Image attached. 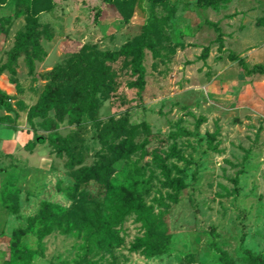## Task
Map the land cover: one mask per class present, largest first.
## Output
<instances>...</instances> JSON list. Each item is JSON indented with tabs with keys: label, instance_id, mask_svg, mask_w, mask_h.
Instances as JSON below:
<instances>
[{
	"label": "rangeland",
	"instance_id": "obj_1",
	"mask_svg": "<svg viewBox=\"0 0 264 264\" xmlns=\"http://www.w3.org/2000/svg\"><path fill=\"white\" fill-rule=\"evenodd\" d=\"M50 1L35 21L26 0H0V89L14 107L0 110V264H224L221 251L264 264V0L40 8ZM14 51L15 75L3 68ZM45 90L57 99L30 121ZM114 181L147 211L125 216L103 250L92 233ZM43 202L84 225L39 239ZM150 235L161 252H146ZM24 248L30 261L14 254Z\"/></svg>",
	"mask_w": 264,
	"mask_h": 264
},
{
	"label": "trees",
	"instance_id": "obj_2",
	"mask_svg": "<svg viewBox=\"0 0 264 264\" xmlns=\"http://www.w3.org/2000/svg\"><path fill=\"white\" fill-rule=\"evenodd\" d=\"M32 8V17L35 21L39 19H44L46 17H51L53 14V6L51 1L47 2L44 8H40V0H26ZM118 0H102V9L106 11L110 5L117 4ZM102 14V11H100ZM0 30H4V25L0 22ZM18 51H14L9 57L8 61L4 64L3 68L8 69L9 72L13 75L16 74V70L14 65L18 60ZM142 54L141 51L138 50L136 52V56L133 60L134 68L143 72V68L141 65ZM26 62L29 69L32 71L34 68V60L32 56H26ZM57 99V95H48V91H44L40 97V100L37 104L33 105L29 108L28 111V119L32 121L35 117L41 116L43 118L48 117V111L51 109L53 105V101ZM85 105L88 107L92 104L93 98L90 94L85 96ZM19 107L22 110H26L27 107L22 101H18ZM6 110L7 112L13 111L14 107L11 104V97L0 89V110ZM81 115V111L74 112L70 111L69 116L71 121H77ZM50 129L57 128L56 123H52L49 126ZM61 137V136H60ZM55 138L54 141L57 143L58 140H64L61 138ZM45 136H42V139L45 140ZM53 139V138H51ZM65 141V140H64ZM66 145H67V141ZM65 149H70V146H65ZM57 156L61 157L63 155V151L61 149L56 151ZM129 180V179H128ZM120 181H114L108 194L107 198V209L109 211L108 215L103 217L100 216L98 218V225L92 233V240L95 245L99 249L107 250L113 247H116L119 243V238L114 232L113 228L121 223L125 216L129 214H136L139 218L144 217L146 214L147 208L143 201L140 198V195L132 189V185H127ZM41 227L38 230L39 239L44 238L47 235H50L52 232L58 230L63 233L71 232L76 230L80 225L82 227L83 223H77L74 220L72 214L63 206L51 202H43L42 204V214L39 216ZM34 218H31V224L34 222ZM30 232H33V228H29ZM144 245L147 247L146 252L149 255H153L155 253H159L163 250V245L165 242L159 239L156 235H150L146 239H141ZM33 251L28 248L24 249H16L14 254L17 255L22 260L30 261L33 257ZM249 256L252 260V264L257 263V258L249 253ZM221 261L224 264H229V260L227 254L224 251H221Z\"/></svg>",
	"mask_w": 264,
	"mask_h": 264
}]
</instances>
